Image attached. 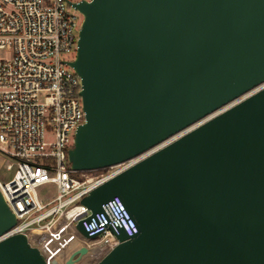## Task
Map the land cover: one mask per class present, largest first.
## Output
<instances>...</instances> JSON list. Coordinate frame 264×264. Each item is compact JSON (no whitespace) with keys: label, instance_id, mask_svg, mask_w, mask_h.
<instances>
[{"label":"water","instance_id":"95a60500","mask_svg":"<svg viewBox=\"0 0 264 264\" xmlns=\"http://www.w3.org/2000/svg\"><path fill=\"white\" fill-rule=\"evenodd\" d=\"M73 6L82 21L66 63L84 122L70 168L116 165L164 143L81 198L86 221L117 196L136 226L131 236L119 229L96 264H264V0ZM15 223L0 192V264H61L25 233L4 236ZM75 229L94 238L82 221ZM87 253L79 246L63 264Z\"/></svg>","mask_w":264,"mask_h":264},{"label":"built area","instance_id":"2783aa9c","mask_svg":"<svg viewBox=\"0 0 264 264\" xmlns=\"http://www.w3.org/2000/svg\"><path fill=\"white\" fill-rule=\"evenodd\" d=\"M80 1L0 0V165L11 173L0 192L16 218L4 236L39 230L54 240L62 221L98 261L118 244L119 229L131 236L136 226L117 196L86 221L91 212L81 198L164 143L116 165L70 168L67 151L84 122L80 80L66 63L76 53L82 15L73 4ZM47 183L55 195L40 197ZM78 221L93 239L75 229Z\"/></svg>","mask_w":264,"mask_h":264},{"label":"rangeland","instance_id":"374dc122","mask_svg":"<svg viewBox=\"0 0 264 264\" xmlns=\"http://www.w3.org/2000/svg\"><path fill=\"white\" fill-rule=\"evenodd\" d=\"M71 58V55H62V58ZM11 173L5 170L3 166L0 165V180H6L10 178ZM38 195L40 197L51 198L55 195V187L51 183L42 185L37 189ZM63 222H59L55 227L54 240L45 234L33 233L30 235L29 240L32 244L39 246L44 252L47 259L56 258L61 264H63L66 256L75 248L78 244L73 237L67 236L66 231L70 229V224L63 226ZM73 234L77 237L75 232ZM96 260L90 257H82V259L75 264H96Z\"/></svg>","mask_w":264,"mask_h":264},{"label":"bare ground","instance_id":"6f19581e","mask_svg":"<svg viewBox=\"0 0 264 264\" xmlns=\"http://www.w3.org/2000/svg\"><path fill=\"white\" fill-rule=\"evenodd\" d=\"M72 212H73V211L69 212L68 215L71 214ZM65 224H66V223H65ZM66 225H67V224H66ZM33 233H36V234H37V233H41V232H40L39 230H33V231H32V234H33ZM70 234H71V233H67V236H71V237H73V238L77 241V242H75V243L78 244V246H79V245L81 244L79 238L76 237L74 234H72V235H70ZM78 246H77V247H78ZM92 250H93V249H92ZM93 251H94V250H93ZM85 256H86V257H90V254H87V255H85ZM91 258H93V257L91 256Z\"/></svg>","mask_w":264,"mask_h":264}]
</instances>
